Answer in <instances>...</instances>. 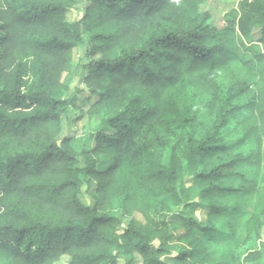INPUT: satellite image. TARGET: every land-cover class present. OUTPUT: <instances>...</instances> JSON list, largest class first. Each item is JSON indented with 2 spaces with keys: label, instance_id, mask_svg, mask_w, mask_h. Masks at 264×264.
I'll return each mask as SVG.
<instances>
[{
  "label": "trees",
  "instance_id": "16d2710c",
  "mask_svg": "<svg viewBox=\"0 0 264 264\" xmlns=\"http://www.w3.org/2000/svg\"><path fill=\"white\" fill-rule=\"evenodd\" d=\"M206 1L0 0V264H264V0L223 27ZM83 45L80 117L100 123L81 154Z\"/></svg>",
  "mask_w": 264,
  "mask_h": 264
},
{
  "label": "rangeland",
  "instance_id": "374dc122",
  "mask_svg": "<svg viewBox=\"0 0 264 264\" xmlns=\"http://www.w3.org/2000/svg\"><path fill=\"white\" fill-rule=\"evenodd\" d=\"M238 0H207L204 4L201 5L200 10L202 12H209L212 20L215 25H219L220 27L226 26V20L231 19L233 17V10L237 7ZM80 15L79 10L77 8H73L69 12V19L75 20ZM231 49L238 53L243 59H248L251 55L249 52L245 51L240 42L235 40L230 43ZM86 51L87 46H81L80 48H76L73 51V62L69 72L67 73L66 80L70 86V91L72 96L77 97V106L76 108H71L68 116L65 120V136H70L72 145L81 153L85 147L92 146L94 144L93 133L97 130L98 125L100 123V118L96 117L93 119L92 123L88 121L82 115L80 117V113L82 107L87 106L90 95H88L87 90L88 86L84 82L83 77L86 74L84 65L86 64ZM88 96V97H86ZM89 101V102H88ZM93 101V100H92ZM86 102L85 104H83ZM82 154V153H81ZM82 165H86V160L83 155H80ZM98 165H101L103 159L98 157ZM264 169V164H263ZM184 188L194 186V180L192 178H187L184 184H182ZM96 191V183L93 182L91 185H86L84 187V197L85 201L93 202L96 198L94 196ZM196 191V188H195ZM194 191V193H195ZM193 193V194H194ZM264 203V198L261 200ZM189 215H191L188 211L184 210L183 207L177 208L174 210L172 214L169 215V219L173 220L177 226L176 232H183L185 229V223L183 219L188 220ZM194 216H196L202 222L206 220V210L197 209L194 212ZM183 219H182V218ZM180 223V224H179ZM263 240H264V230H263ZM170 247L175 249V252L178 250V242L167 243ZM258 247H261V243L259 242ZM58 264H69V258L64 257Z\"/></svg>",
  "mask_w": 264,
  "mask_h": 264
}]
</instances>
